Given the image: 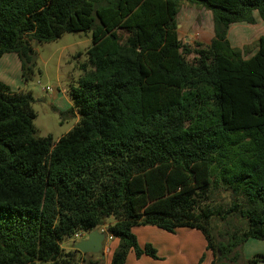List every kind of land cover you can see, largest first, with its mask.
I'll use <instances>...</instances> for the list:
<instances>
[{
    "label": "trees",
    "instance_id": "16d2710c",
    "mask_svg": "<svg viewBox=\"0 0 264 264\" xmlns=\"http://www.w3.org/2000/svg\"><path fill=\"white\" fill-rule=\"evenodd\" d=\"M182 2L211 12L209 43L179 37ZM259 18L264 0H0V57L25 81L34 44L91 32L58 139L36 134L30 91L0 82V264H98L61 246L95 228L119 240L109 264L156 257L132 231L144 225L199 230L210 264L264 262L240 252L264 241V64L227 38Z\"/></svg>",
    "mask_w": 264,
    "mask_h": 264
},
{
    "label": "rangeland",
    "instance_id": "374dc122",
    "mask_svg": "<svg viewBox=\"0 0 264 264\" xmlns=\"http://www.w3.org/2000/svg\"><path fill=\"white\" fill-rule=\"evenodd\" d=\"M184 5L192 6L186 2H182L181 6ZM194 7L193 9H196ZM197 14H201V12L198 11ZM204 14L206 16V26L207 19L210 17L211 12L207 10L204 11ZM232 26H235V28H231L232 30L228 38L230 45L237 49H243L246 45L247 52L245 50L243 53L244 59L246 61H255L258 62L259 65H263L264 60H262L261 51L259 49L260 44L258 42V40H260L259 36L261 35L258 37L253 36L252 38L251 36L255 35L256 32L264 27V20L259 18L253 25L237 23ZM194 29V26L191 25L183 33L191 38L194 32L198 30ZM179 34L180 38L185 41L181 31ZM190 35L192 36L190 37ZM90 43V31H76L64 32L53 41L33 45L36 51L34 66L32 70L28 72L27 80L25 81L22 79L19 86L23 87L25 91H30L35 99L32 104L35 112L33 125L38 136L50 135L56 140L69 131L76 123L77 116L69 92L72 86H76L77 80L82 73L79 64L87 61L86 49ZM193 43L194 42H192V44ZM187 58L191 60L193 56L189 55ZM17 71V67H15V65L14 67L11 66L8 61L1 64L0 73H3V76L10 77L12 80H15ZM46 87H49L51 90H45ZM112 221L113 219L109 217L105 220V223L107 224ZM218 225L219 228L217 230L223 228L222 223ZM177 229L173 232L176 233ZM173 232L167 231V233ZM215 235H217L216 232ZM74 240L76 239L73 236L64 238L61 246L67 249L75 242ZM106 243L104 246L107 245ZM244 243L240 248L243 259L251 258L257 251L262 252L260 247H264V241L259 239L249 238V240ZM145 244H150L155 249L153 242H146ZM155 244L156 248H158V251L155 249L156 257H152L145 253L144 256L156 261L163 260L161 256L162 251L158 247V243L156 242ZM110 245L109 242V250L111 248ZM139 247L143 248L140 245ZM95 256H99V254ZM258 264H264V262H259Z\"/></svg>",
    "mask_w": 264,
    "mask_h": 264
},
{
    "label": "crops",
    "instance_id": "0c3cea01",
    "mask_svg": "<svg viewBox=\"0 0 264 264\" xmlns=\"http://www.w3.org/2000/svg\"><path fill=\"white\" fill-rule=\"evenodd\" d=\"M193 7L194 5H184L180 7L176 16L178 35L180 37L179 33L181 31L183 37L185 38V42H187L188 44H192V42L195 41L201 43H209V41L213 37L211 15L207 19V24L205 26L206 16L204 14V11L207 10L204 8L199 9L197 7H194L196 9H193ZM198 11H200L201 14H197ZM191 25L194 26V30H198L194 32V35L196 34L195 37L194 35L193 37H191L192 35H190L191 38H189L183 32ZM232 27L235 28V26L229 27L227 38H229L230 36ZM259 35L264 36V27H262L260 31L256 32L255 35H252L251 38L253 36L258 37ZM7 61L13 67L15 65L18 71L17 74H15V80H12L10 77L3 76V73H0V82L7 85L11 91L24 90L23 87L19 86L22 77L20 60L18 56L15 53L3 54L0 57V67L1 64ZM132 231L137 238V243L142 247H144L146 242H153L156 251H158V248H156L155 244L157 242L158 247L162 251L161 256L163 260L156 261L153 259H149L147 256H144V254L136 257L134 251L131 250L127 253L124 264H196L200 256H202L200 264H210V261L212 260V254L210 250L206 249V240L203 234L197 229L179 227L176 233H167V231L156 226L144 225L135 226L132 228ZM248 240L249 239H247L246 241ZM106 242L107 245L103 246L102 252L98 253L99 256L93 257V259H98V264H109L112 252L117 247L119 240L118 238L113 237ZM109 242L111 244L110 250L108 248ZM260 248L262 252L257 251L256 253L264 254V247ZM79 264L85 263L80 262Z\"/></svg>",
    "mask_w": 264,
    "mask_h": 264
},
{
    "label": "water",
    "instance_id": "95a60500",
    "mask_svg": "<svg viewBox=\"0 0 264 264\" xmlns=\"http://www.w3.org/2000/svg\"><path fill=\"white\" fill-rule=\"evenodd\" d=\"M100 226H103L101 224ZM107 232L95 228L86 232L85 236L75 241L72 247L81 253L98 254L102 252Z\"/></svg>",
    "mask_w": 264,
    "mask_h": 264
},
{
    "label": "built area",
    "instance_id": "2783aa9c",
    "mask_svg": "<svg viewBox=\"0 0 264 264\" xmlns=\"http://www.w3.org/2000/svg\"><path fill=\"white\" fill-rule=\"evenodd\" d=\"M45 90H51L49 87H46ZM87 231H84V232H77L73 235V237L75 239H79L80 237H82L84 234H86ZM111 239V236H109L108 234L106 235L105 237V242L110 240Z\"/></svg>",
    "mask_w": 264,
    "mask_h": 264
},
{
    "label": "clouds",
    "instance_id": "9594fccd",
    "mask_svg": "<svg viewBox=\"0 0 264 264\" xmlns=\"http://www.w3.org/2000/svg\"><path fill=\"white\" fill-rule=\"evenodd\" d=\"M100 230H104V229H101V228H99ZM88 232V231H87ZM107 235V234H106ZM85 236V234L82 236V237H84ZM82 237H80V238H82ZM79 238V239H80ZM79 239H76V240H74V241H77V240H79ZM106 242H104V244H105ZM104 246V245H103Z\"/></svg>",
    "mask_w": 264,
    "mask_h": 264
}]
</instances>
